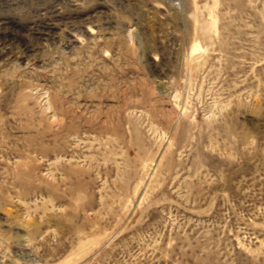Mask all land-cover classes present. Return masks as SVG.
<instances>
[{
  "label": "rangeland",
  "instance_id": "obj_1",
  "mask_svg": "<svg viewBox=\"0 0 264 264\" xmlns=\"http://www.w3.org/2000/svg\"><path fill=\"white\" fill-rule=\"evenodd\" d=\"M0 264H264V0H0Z\"/></svg>",
  "mask_w": 264,
  "mask_h": 264
}]
</instances>
